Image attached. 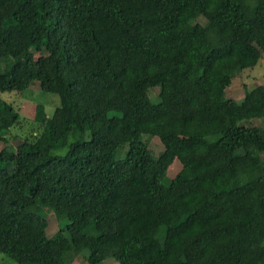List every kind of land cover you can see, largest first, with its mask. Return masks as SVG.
Wrapping results in <instances>:
<instances>
[{
  "label": "trees",
  "instance_id": "trees-1",
  "mask_svg": "<svg viewBox=\"0 0 264 264\" xmlns=\"http://www.w3.org/2000/svg\"><path fill=\"white\" fill-rule=\"evenodd\" d=\"M263 61L264 0H0V92L60 98L16 148L0 139V252L264 264V129L247 125L264 119V86L227 97ZM19 121L0 99V132Z\"/></svg>",
  "mask_w": 264,
  "mask_h": 264
},
{
  "label": "rangeland",
  "instance_id": "rangeland-1",
  "mask_svg": "<svg viewBox=\"0 0 264 264\" xmlns=\"http://www.w3.org/2000/svg\"><path fill=\"white\" fill-rule=\"evenodd\" d=\"M246 9L254 5V0H243ZM5 65H0V72L3 71ZM264 86V61L258 64L254 69H248L233 80L232 85L227 89V97L241 102L244 99L246 90H253L258 86ZM158 89H154L153 95L158 94ZM0 99L12 104L20 114V121L11 129L4 128L0 132V139H8V145L17 147L21 144L32 131L38 129V124L43 123L47 117H51L55 109L60 106L59 96L47 93L41 90L40 84L35 83L28 91L20 92H0ZM248 126H257L264 129V119H256L247 122ZM145 140L155 156H159L164 147L160 140L156 137L146 136ZM4 140H0V151L5 147ZM12 148V147H11ZM264 156V155H263ZM182 169L180 161L176 160L170 167L168 176L174 178ZM38 214L46 216L49 222L48 235L52 236L60 229L61 222H59L54 213L39 206L33 209ZM66 222L62 223L64 226ZM88 251L75 257L73 264H89L87 257ZM0 264H19L8 255L0 252ZM104 264H118L113 260H107Z\"/></svg>",
  "mask_w": 264,
  "mask_h": 264
}]
</instances>
